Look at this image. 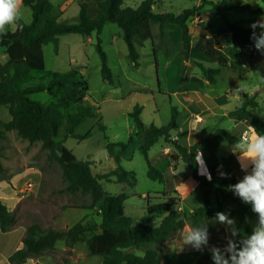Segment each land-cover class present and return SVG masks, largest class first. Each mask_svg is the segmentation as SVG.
I'll return each mask as SVG.
<instances>
[{
	"label": "trees",
	"instance_id": "1",
	"mask_svg": "<svg viewBox=\"0 0 264 264\" xmlns=\"http://www.w3.org/2000/svg\"><path fill=\"white\" fill-rule=\"evenodd\" d=\"M79 14L73 21H60L61 13L51 0H23V5L31 9L30 23L21 21L23 27L15 32L9 30L7 34H0V48H3L8 61L0 63V109L5 107L11 116L9 122L0 119V143L6 139V134L16 131L17 134L31 144L40 142L42 148L48 151L49 156L55 158L62 169V176L67 183V191L71 194H87L91 198L86 210L100 206L101 222H78L66 231L54 228L44 229L38 224L27 228L23 239L24 247L16 250L10 257L11 264H24L28 259L38 258L51 254L60 241L66 246L85 243L90 255L104 259L103 264H165L163 252L165 244L173 240L185 224L190 227L200 222L215 219L216 214L223 213L226 204H233L235 208L231 216L237 219L239 240L246 234H251L250 218L255 214L251 205L245 204L228 186L237 183L242 174L222 169L217 164L208 168L212 179L209 181L205 175L200 174L196 162V154L203 146L198 140L190 146H185L172 137V132L179 130L177 108H172L171 120L163 126L145 125L142 120L143 107L136 105L129 116L132 118L136 132L130 135L127 143L108 144L109 155L117 163L116 168L103 175H95L90 162H83L76 158L72 151L55 140L60 128L65 123L66 136H75L83 140L90 136L74 135L75 129L86 119L96 117L87 100V83L83 77H78L77 70L67 73L52 72L48 83H39L26 86L33 80V72L45 70L44 46L54 45L58 53L59 37L66 34H79L89 37L93 33L100 35L108 23L116 24L122 30V37L128 49L130 62L138 68L140 54L138 47L147 40H153V25L161 28L160 36H165V26L176 25L181 30V56L184 62H195L201 69L210 85L218 82L222 70L229 68V60L223 50L216 47L209 38L203 36L192 45L188 21L199 15L205 7L210 6L225 18L230 9L242 8L251 10V6L220 7L212 0H201V5L182 10L179 14L160 13L153 11L154 0H144L138 8L125 7L127 0H104L98 3V10L90 14V5L79 0ZM260 12V10H257ZM231 31L232 46L227 54L233 61L240 60V51L254 46L255 41L250 39L251 28H245L227 21ZM261 29L257 28L259 34ZM153 52L156 54L157 47ZM97 51L101 58L102 78L110 85H115V78L108 65L106 52L99 40ZM216 63L218 68L208 70L205 63ZM156 66L158 67L157 59ZM184 66L182 71H184ZM197 83V80L194 79ZM198 89V87H195ZM47 92L53 99L49 104H43L31 99V95ZM258 94L241 95V102L229 113V116L245 115V120L255 133L264 135V120L257 114L260 107ZM72 105L76 106L73 114L64 116V111ZM104 130V127L101 126ZM141 141L140 150L148 165V177L164 183L163 172L157 169L150 161L149 152L156 144L163 141L172 148L170 158L174 164L180 162L187 165L192 171V177L198 182L202 191L203 205L190 214L177 211V200L167 195L159 204L147 205L144 222L135 225L134 220L126 215L125 204L128 196L125 193L112 195L102 187L101 180L118 183H136V175L120 166L122 157L130 154L138 142ZM229 174L230 178H221L219 172ZM8 173L4 167L0 147V183L6 180ZM216 203V209L210 205ZM153 217H164L160 225L151 226L148 223ZM18 222V217L12 213L0 200V231H10ZM208 228V227H207ZM151 245L159 246L156 248ZM144 250V255L133 251ZM195 264H216L208 253L202 254Z\"/></svg>",
	"mask_w": 264,
	"mask_h": 264
},
{
	"label": "rangeland",
	"instance_id": "2",
	"mask_svg": "<svg viewBox=\"0 0 264 264\" xmlns=\"http://www.w3.org/2000/svg\"><path fill=\"white\" fill-rule=\"evenodd\" d=\"M51 1L61 13V21L71 22L79 14V0H69L67 2L69 7L65 6L64 0ZM101 1L104 0H84L90 5V14L92 15L98 10V3ZM143 1L127 0L124 6L136 9ZM154 1L153 11L156 14H179L184 9L201 5V0ZM213 2L220 7L227 8L233 6L252 7L251 10L230 9L223 18L216 10L210 6H205L198 16L192 17L188 21L192 45H195L200 37L205 36L216 47L221 48L229 60V68L222 70L223 74L218 77V82L215 85L209 84L195 62H184L181 56V30L176 25H167L171 28L165 26V36L163 37L160 36V26L153 25V40H147L138 47L140 54V66L138 68L130 62L128 49L122 37V30L114 23L106 24L100 35L93 33L89 37L79 34L60 36L58 53H55L53 44L44 46L45 70L33 72L34 78L26 86L48 83L49 75L52 72L67 73L71 70H77L79 72L78 77H83L87 83V100L96 115L94 118L86 119L74 131V135L77 136L90 133L88 138L80 140L75 136H66L64 123L55 140L72 151L78 160L90 162L95 175H103L117 166L114 158L108 153L107 145L127 143L130 135H134L136 132L134 122L129 116L136 105L143 107L141 117L147 126L168 124L171 120L172 108H177L180 112L177 117L178 122L182 127L180 131H173L172 135L176 136L177 134L180 142L182 144L185 142L187 128L190 127L185 111L186 104L181 98L172 96L171 93H161L160 82L164 85L166 80L167 86L171 87L175 84L176 75L179 74V79L180 81L182 79L183 82H180L181 88L178 89V92L185 89L189 90L194 79L198 80V77L202 79V82L198 80L200 89L214 96H219L227 89L233 97H240L242 93L256 92V90L259 92L260 86L264 85V62H262L264 55L258 57L260 51L251 46L240 51L239 61L231 60L227 54L232 46L231 31L227 26V21L245 28H251L250 25L253 22L264 18V0H213ZM23 10V21L30 23L32 19L31 9L23 5ZM99 40L107 54L108 65L114 74L115 85L113 86L102 78L101 58L97 51ZM154 46L157 47L156 54L153 52ZM5 54L4 49L0 48V63L2 64L8 61V56L5 58ZM156 59L158 67L156 66ZM183 66L185 67L184 71H182ZM205 67L211 70L218 68V64L206 62ZM233 97H231L232 101H236ZM31 99L43 104H49L53 101L47 92L33 94ZM258 101L260 104L258 115L264 119V96L259 95ZM75 111L76 106L72 105L64 111V116L67 117ZM8 115L9 112L5 107L0 109L1 119ZM217 123L218 120L208 121L206 127L210 128ZM101 126L104 127V130L101 129ZM2 143V161L8 165L9 169L17 167L16 163L19 161L17 155L32 158V166L36 165L42 169L44 174L40 190L42 196H37L36 201L31 204L37 216L34 217L35 221L37 220L36 222H39L42 228L66 231L78 222L96 224L101 222L100 206L97 205L91 210L84 209L91 203L90 196L80 192L71 194L67 191V183L63 179L60 164L55 158L49 156L48 151L44 150L40 143L23 142L17 136H13L9 138V141L7 139L6 142ZM140 145L141 141L130 154L122 157L120 161L121 167L135 173L136 183L101 180L105 192L112 195L125 193L128 196L125 212L134 220L136 226L144 222L148 204L161 203L164 200V194L170 197L177 196L175 191L165 186L166 184L148 177V165L140 150ZM159 149V143L152 147L149 152L150 159L154 160ZM16 175L19 188H23L28 182L32 183V190L39 186L40 179L32 170L23 169L18 171ZM179 176L184 181L182 189L186 192L183 207L186 210L199 208L203 203L200 194L201 189L194 186L192 171L184 163H181ZM11 189L12 186L9 184L6 192L9 193ZM226 207L233 208L235 205L227 204ZM28 209L24 210L22 217L30 215L32 209ZM175 209L177 210V208ZM85 214L86 216L83 217ZM225 214L233 219L231 214ZM163 218L153 217L148 224L157 227ZM257 220L256 214L253 215L250 220L252 229ZM207 227L208 241L223 243L224 246H227V238L230 233L225 224H221L216 219H209L207 220ZM174 239L165 244L162 249L163 256L172 253L167 250L173 249L176 245ZM57 247L58 249H55L52 254L56 257L58 264H103L104 259L90 255L85 243H78L70 247L66 246L64 241H60L57 243ZM150 247L159 248L157 245ZM131 251L141 256L144 255V250ZM221 251L223 252V250ZM212 260L216 263L213 255ZM186 262L188 261L186 260Z\"/></svg>",
	"mask_w": 264,
	"mask_h": 264
},
{
	"label": "crops",
	"instance_id": "3",
	"mask_svg": "<svg viewBox=\"0 0 264 264\" xmlns=\"http://www.w3.org/2000/svg\"><path fill=\"white\" fill-rule=\"evenodd\" d=\"M64 1H65L64 2L65 6L67 7L68 6L67 2L69 0H64ZM76 2L78 4V1ZM168 26H166V28H171ZM259 54L260 55L258 57H262L261 52ZM6 56L7 55L5 54V58ZM262 62H264V59L262 60ZM230 67H232L231 64ZM175 78H176V81L174 82L175 84L171 87L167 86L166 80L164 81V85L161 82L159 84H160V90H162L161 93H171L172 96L181 98L183 103L186 104L185 111L188 117V123H190V127L187 128L186 137H185L186 140L185 142H183V145L190 146L194 142L198 140H202L203 146L201 147L199 152L202 153V160L204 162L207 171L209 166L217 164L219 167L222 165L223 166L222 169L230 170L231 172L236 174H240V175L242 174L243 177L245 175V172L242 171L241 169V165L238 160V154H236L237 152H239V149L235 146V144L239 140L243 139L245 132H247L249 136L248 138L252 137L255 134V132L252 129V127H250L246 122L245 115L243 113L237 116H229V113L235 108L237 104L241 102V96L240 97L231 96V92H229V89L224 91V93L220 94L219 96L207 94L205 93V90L203 91L200 89L199 81L202 82V79L200 77H198L199 81L196 79L197 83L193 81V84L190 85L189 90L185 89L184 91L178 92V89L181 88L180 82L182 83L183 80L181 79L180 81L179 74H177ZM195 87H198V89ZM260 87L261 88L259 89V92L258 90H256V92L254 91L247 94L250 95L258 94V98L259 95L264 96V88H262L264 87V85ZM231 97H233L236 101H232ZM1 120L4 122H9L11 120L10 114L6 118L4 119L2 118ZM213 120H218V123L212 125L210 128L206 127L208 121H213ZM178 123H179L178 131H180V128L182 126L180 122ZM6 136L7 138L2 142H6L7 139L9 141V138L13 136L19 137L23 142L27 141L22 139L17 134L16 131H10L6 134ZM172 137L179 140L180 142V139H178L177 134L176 136L172 135ZM2 142L0 143L1 150L3 144ZM161 142L162 141L159 142L160 149L156 153L154 160L150 159V161L157 169L163 172L165 177V182H164V184H166L165 186L169 187L170 189H172L177 193L176 196L177 198L174 197L177 200V204H176L177 211H179L182 214L193 213L198 208L186 210V208L183 207L184 199H186V192L182 189L184 181L179 176V170L181 168L182 162L178 163L177 165L174 164L170 158V153L172 151V148L166 143H161ZM36 143H40V142H36ZM17 156L19 161H17L16 163L17 167L15 168L12 167L11 169H9L8 165H6L3 162L5 169L8 171L7 172L8 177L6 180L0 183V200L3 204H5V206L8 208L10 212L16 214V216L18 217V222L10 231L5 233L0 231V264H11L9 262V257L16 250L24 247L23 239L26 236V231L29 226H31L32 224H38L39 226H41L39 222H36L37 220L35 221L34 217L36 216V213L32 209L31 204H33L32 203L33 201H36L37 196H42L41 193L42 191L40 190L42 188L41 184L44 178V174L40 167H37L36 165L32 166L33 163L32 158L30 159L23 155H17ZM23 169L32 170L34 174L39 177L40 179L39 186H37L34 190H32L33 189L32 187L31 190L25 191L26 185L23 188H19L18 182L16 180L17 179L16 173ZM250 170L251 168L249 167V171ZM199 172H200V165H199ZM9 184L12 186V189L10 190L9 193H7L6 190L8 189ZM193 184L197 188L198 187L200 188L197 181L194 180ZM200 194L202 196V191H200ZM226 205L224 207L223 213L231 214V211L235 207L227 208ZM216 207L217 205L215 202L210 205L211 209H216ZM28 208L32 209L30 215L27 217L26 216L22 217L24 210H27ZM85 216L86 214L83 217ZM233 219L237 226V219L234 217ZM188 227H190V225L185 224L182 230ZM250 227L252 229V225H250ZM182 230L178 232V234L174 239L176 240V245H174L173 249L170 248L167 250L172 253L164 254L163 261L165 264H195L197 259L204 253H208L212 256L213 253L211 249L213 247L219 248L220 250H224V248L226 247L224 246L223 243H212L208 241L207 244L202 245L201 249L199 250L191 247H185L183 251H181L179 247H180V234ZM57 249L58 247L56 245V250ZM186 260L188 262H186ZM24 264H58V261L56 260V257L51 253L40 256L38 258L28 259L27 262Z\"/></svg>",
	"mask_w": 264,
	"mask_h": 264
},
{
	"label": "clouds",
	"instance_id": "4",
	"mask_svg": "<svg viewBox=\"0 0 264 264\" xmlns=\"http://www.w3.org/2000/svg\"><path fill=\"white\" fill-rule=\"evenodd\" d=\"M24 19L23 0H0V34H7L9 29L15 32L22 29ZM252 31L250 39L255 41L254 47L264 55V18L250 25ZM261 31L257 34L256 29ZM255 132V129H254ZM235 146L239 149L238 160L245 175L235 184L228 186L243 203L251 205V210L258 220L253 226L251 234L240 236L234 219L224 213H217L215 219L228 227L230 235L223 252L213 247V259L216 264H264V135L255 133L250 138L239 140ZM196 162L200 165V174L210 181V172L207 171L202 160V153L196 154ZM223 166L221 165L220 168ZM249 167L251 170L249 171ZM221 178H230L229 174L219 172ZM208 242L207 220L194 227L182 230L180 247L201 249Z\"/></svg>",
	"mask_w": 264,
	"mask_h": 264
},
{
	"label": "built area",
	"instance_id": "5",
	"mask_svg": "<svg viewBox=\"0 0 264 264\" xmlns=\"http://www.w3.org/2000/svg\"><path fill=\"white\" fill-rule=\"evenodd\" d=\"M249 47H251V46H249ZM247 137H248L247 132H245V134H244V136H243V139H244V138H247ZM32 187H33L32 183H27L26 186H25V191H29V190H31Z\"/></svg>",
	"mask_w": 264,
	"mask_h": 264
}]
</instances>
